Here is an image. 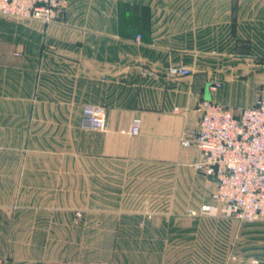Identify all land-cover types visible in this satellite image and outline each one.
<instances>
[{
    "label": "crops",
    "instance_id": "0c3cea01",
    "mask_svg": "<svg viewBox=\"0 0 264 264\" xmlns=\"http://www.w3.org/2000/svg\"><path fill=\"white\" fill-rule=\"evenodd\" d=\"M114 1L110 11L93 0L69 1L65 13L50 24L0 16V149L64 154L79 150L81 198L87 200L95 197L94 188L97 195L108 192L104 182L119 178L123 168L127 177L135 166H172L185 181L194 180V187L204 183V175L194 167L200 152L183 147L181 138L197 130L200 103L220 98L210 83L233 57L212 53L210 62L202 65L196 35L184 37L173 25L178 18L158 14L155 4L146 2L143 25L141 13L121 11ZM138 35L143 36L141 42ZM180 64L191 67L193 74L172 76L170 68ZM90 104L105 108V131L79 127ZM135 119L142 122L138 135L130 134ZM6 164L0 162V191L15 179L17 183L19 169L25 179L24 162H11V171ZM49 167L52 198L72 200L73 162L53 161ZM110 168H117L118 174L106 173ZM112 173L115 177L105 178ZM21 187L24 190V184ZM208 194L195 192L189 208L210 203ZM218 211L213 207L206 214ZM7 214L0 209L3 229Z\"/></svg>",
    "mask_w": 264,
    "mask_h": 264
},
{
    "label": "rangeland",
    "instance_id": "374dc122",
    "mask_svg": "<svg viewBox=\"0 0 264 264\" xmlns=\"http://www.w3.org/2000/svg\"><path fill=\"white\" fill-rule=\"evenodd\" d=\"M93 1L108 7V11L115 2ZM116 1L121 11L135 13H142L146 2H153L158 14L178 18L173 25L183 36L196 35L202 65L210 62L212 53L232 55L227 69L220 66L223 72L212 79L222 85L214 91L220 97L216 103L237 113L264 94V0ZM65 154L0 149V162L7 161L8 171L12 170L11 162L25 163L24 181L19 169L17 183L15 179L0 191V209L8 211L2 221L7 226L0 227V264L264 261V222H242L225 205L210 201L212 187L206 178L194 187V180L185 181L179 169L172 166H135L128 170L127 177L123 168L119 178L113 173L106 175L115 177L103 181V187L110 188L108 192L97 195L94 188L95 197L87 200L81 198L80 151ZM65 159L73 162V199L54 200L48 190L52 186L49 165ZM106 171L118 174L117 168ZM201 191L209 192L217 214H188L192 197ZM34 193L39 194L37 199L32 198Z\"/></svg>",
    "mask_w": 264,
    "mask_h": 264
},
{
    "label": "built area",
    "instance_id": "2783aa9c",
    "mask_svg": "<svg viewBox=\"0 0 264 264\" xmlns=\"http://www.w3.org/2000/svg\"><path fill=\"white\" fill-rule=\"evenodd\" d=\"M68 5V0H0V16L50 24L65 13ZM136 40L141 42V35ZM169 72L174 77H190L193 69L180 64L171 67ZM221 87L218 82H211L212 91ZM198 113L197 130L185 134L181 144L200 152L201 158L194 167L212 187L211 200L225 205L242 222H264V94L237 113L215 101L203 100ZM79 123L83 129L105 131V108L86 105ZM141 124L140 119H135L130 134L138 135ZM212 208V203H205L187 212L197 217L211 212ZM252 264L259 261L254 260Z\"/></svg>",
    "mask_w": 264,
    "mask_h": 264
},
{
    "label": "trees",
    "instance_id": "16d2710c",
    "mask_svg": "<svg viewBox=\"0 0 264 264\" xmlns=\"http://www.w3.org/2000/svg\"><path fill=\"white\" fill-rule=\"evenodd\" d=\"M147 15V10H143L142 13H141V16H142V21H143V25H144V17Z\"/></svg>",
    "mask_w": 264,
    "mask_h": 264
},
{
    "label": "water",
    "instance_id": "95a60500",
    "mask_svg": "<svg viewBox=\"0 0 264 264\" xmlns=\"http://www.w3.org/2000/svg\"><path fill=\"white\" fill-rule=\"evenodd\" d=\"M263 61H264V59H263Z\"/></svg>",
    "mask_w": 264,
    "mask_h": 264
}]
</instances>
